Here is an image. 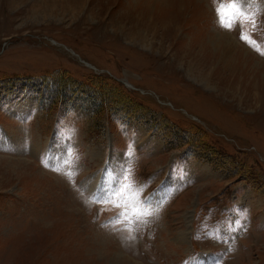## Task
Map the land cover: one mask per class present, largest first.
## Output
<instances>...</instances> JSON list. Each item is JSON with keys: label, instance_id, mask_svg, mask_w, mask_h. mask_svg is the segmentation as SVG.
<instances>
[{"label": "rangeland", "instance_id": "rangeland-1", "mask_svg": "<svg viewBox=\"0 0 264 264\" xmlns=\"http://www.w3.org/2000/svg\"><path fill=\"white\" fill-rule=\"evenodd\" d=\"M232 2L0 0V264H264V0Z\"/></svg>", "mask_w": 264, "mask_h": 264}, {"label": "trees", "instance_id": "trees-1", "mask_svg": "<svg viewBox=\"0 0 264 264\" xmlns=\"http://www.w3.org/2000/svg\"><path fill=\"white\" fill-rule=\"evenodd\" d=\"M66 73L67 72H61L57 78L50 77L45 80L46 83L48 82L49 86L52 88H57V91L54 90V93L51 94V97H48V106H53L56 103H63L65 99L70 100V95H66L65 93L67 92V89L70 85L69 83H72L73 81H71Z\"/></svg>", "mask_w": 264, "mask_h": 264}, {"label": "snow or ice", "instance_id": "snow-or-ice-1", "mask_svg": "<svg viewBox=\"0 0 264 264\" xmlns=\"http://www.w3.org/2000/svg\"><path fill=\"white\" fill-rule=\"evenodd\" d=\"M229 9L235 11L237 10V5L235 3V0H233V2L229 5H224V4H221L219 7H217L216 11H217V17L220 21V24L222 27H226L227 30H231V24H226L225 23V17L226 16H231L232 12L229 11ZM241 39H245L244 36L242 35L241 36ZM124 179L126 180L127 179V176L124 177ZM125 187H129L127 184H123L121 185V191L125 188ZM115 196V194H113V197ZM118 206V205H117Z\"/></svg>", "mask_w": 264, "mask_h": 264}, {"label": "bare ground", "instance_id": "bare-ground-1", "mask_svg": "<svg viewBox=\"0 0 264 264\" xmlns=\"http://www.w3.org/2000/svg\"><path fill=\"white\" fill-rule=\"evenodd\" d=\"M228 46H229V47H233L232 44H229Z\"/></svg>", "mask_w": 264, "mask_h": 264}]
</instances>
